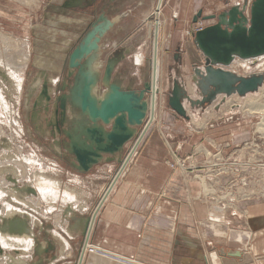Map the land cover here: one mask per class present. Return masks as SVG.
Instances as JSON below:
<instances>
[{
    "label": "rangeland",
    "instance_id": "374dc122",
    "mask_svg": "<svg viewBox=\"0 0 264 264\" xmlns=\"http://www.w3.org/2000/svg\"><path fill=\"white\" fill-rule=\"evenodd\" d=\"M148 1L151 0H26V2L24 0H0V31L11 35L16 42H25V45H22L23 48H30V58L22 71L21 82L18 81L20 84H17V81L13 80V77L0 66V80L4 83L2 91L6 100L8 99L13 119L17 120L16 126H10L13 121L7 119L4 122L0 119L7 130V133L0 138V174L8 180L7 183L4 182L6 185L0 183L5 192L0 197V235H2L0 236L2 247L0 264H63L65 257H71L73 253L74 257L83 254L82 249L85 247L83 244L88 240V235L85 236L86 226L93 219L92 214L95 209H98L97 204L100 205V195L120 167L125 165L123 162L126 159L127 146L124 145L119 161H102L93 165L88 171L80 172L70 165L68 161L70 154L62 145L67 137L62 132H57L58 126L60 129L65 127V123L60 124L62 114L70 117L68 109H62L60 101V97L63 96L66 108L70 107L67 93L70 84H72L73 75H70L66 68L68 53L78 39L91 28V25L99 20L101 15L109 17L112 27L110 26V29L100 40V65L104 66L107 57L113 56L114 52L118 50L120 51V46L130 45L132 51L116 63L115 69L124 71L126 78H134L138 85L140 77L146 76V79L150 81L151 90L152 33L154 21L159 18L162 21L158 36L161 68L164 58V43L171 41L168 52L173 64L172 69H175L176 62L173 61L171 52L174 51L177 43L181 44L183 54L179 64L182 68L177 65V71L184 76L187 84L186 89L189 88L190 91V83L187 78L185 79L187 73L183 66L186 65V60L188 63L201 65V55L190 43L191 32L198 25H206L214 21V18L201 17V14L209 13L208 11L219 12L223 5L220 0H217L215 4L204 3L200 7V15L195 21H190L189 16L186 17L189 22L184 20L183 13L186 12V7H183L182 15H178V17L172 15L171 21L170 18L165 21L166 16L163 13L168 0H162L161 4L158 3V0H154L151 6ZM234 1L242 2V0ZM159 5L161 9L155 13L154 10ZM168 7L170 6H166V10H169ZM133 52L142 53L145 58L143 57L141 62H136ZM238 70L242 74L245 72L241 66L238 67ZM43 76L48 77L51 82L47 86V94L43 92L41 85ZM60 79H62V85L58 87L54 81ZM263 95L259 99L260 102H264ZM184 101L186 100L184 99ZM223 102H219L218 107L212 108H208L207 105L190 108L187 102L188 108L192 110L191 118H184L169 106L164 105L165 110L168 109L172 114L166 111L169 116L165 113L162 116L161 109V116L156 122L157 130L161 134L164 125L172 123L176 126L173 128L175 134L166 133L167 140L162 134L168 148V157L164 161L170 173L159 195L170 197L176 203L184 202L189 205L200 201L208 206L207 218L212 220H215L217 215L222 220H225V216L234 217L232 214L234 211L244 214L243 218H245V214L248 213L243 206L240 207V202L245 201L246 198L253 199L264 196V128L262 124L258 127L261 113L257 111L249 113L246 110L242 113L239 105L236 109L234 107L237 106L233 105L230 108L225 106L221 109ZM228 110L230 111L228 112ZM208 113H212V115L209 116ZM221 115L228 117L223 123L219 120L224 118L220 117ZM204 117L209 118L207 124L201 126L200 121L206 120ZM146 119L147 116L143 122ZM208 124L209 126H207ZM143 125L142 123L138 126L136 135L130 141L138 136L139 129ZM245 125H247V129L243 128ZM233 127L234 129H232ZM183 129L184 131L188 129L194 134L193 138H189L192 142L187 147L188 149L180 148L179 151L177 144L180 140H184ZM190 133L186 138L191 136ZM231 134L234 135V138ZM177 135L180 138H177ZM145 137L142 139L143 141ZM141 144H139L140 148ZM17 146L21 147L23 153L33 152L34 156L38 155L42 160H46L47 165H35L38 158L30 161L29 176H26L23 181H19L18 173L14 171L15 165L8 162L9 160L12 162L19 153H22L16 148ZM139 146L129 156L126 166L118 174L112 188L126 173L125 170L128 166L135 163ZM39 162L41 163V160ZM103 162H109V168H101L100 164ZM40 170L58 181L57 189L60 194L61 192L64 194L65 188L73 191L75 196L72 197L75 200L62 202L59 197L50 201L51 208H43L47 207L44 202L40 203L41 205L35 204L30 196L37 195L38 190L30 177ZM201 189L199 199H193L194 191ZM218 200V205H225L224 210H219L220 212L209 207L213 202L217 203ZM236 201L242 211L235 208ZM6 202L12 204L11 212L4 213L3 205ZM58 208L62 210L58 223L60 226L54 221L53 216V211ZM11 217L21 218L31 235L28 232L19 233L15 231L16 229H10L5 221ZM84 218H87L88 224L85 226V235L81 232ZM240 221L241 219L233 218L232 226ZM91 236L89 245L103 248L109 253L125 258L136 259L144 264H151L138 257L123 255L107 249L99 242L92 241ZM85 238L87 239L85 240ZM28 239H32L29 244ZM41 242L45 243L40 245ZM248 248L249 245H246L244 250ZM89 256L90 254L86 256L87 258L85 257L83 263H96L92 259L88 261ZM109 263L123 264L121 259Z\"/></svg>",
    "mask_w": 264,
    "mask_h": 264
},
{
    "label": "crops",
    "instance_id": "0c3cea01",
    "mask_svg": "<svg viewBox=\"0 0 264 264\" xmlns=\"http://www.w3.org/2000/svg\"><path fill=\"white\" fill-rule=\"evenodd\" d=\"M153 1H148L149 6L153 4ZM216 1L168 0L166 6H170L168 7L169 10H166L165 6L163 13L166 16L165 21L169 18L171 21L172 15L175 17L182 15L183 7H186V12L183 13L185 16L184 20L189 22L186 18L189 16L190 21H193V17L201 10L200 7L204 3L215 4ZM229 1L231 2L229 3ZM220 2L223 5L222 9L238 3L234 0H220ZM208 12L201 14V17L218 13ZM158 29L157 38L160 26ZM190 43L195 51L199 52L192 42V37L190 38ZM170 44L171 41L164 43L162 68L160 60L158 62L159 80L160 82L162 80L163 95L161 97L165 106H168L165 103L167 102V94L172 87L173 79H178L187 88L184 76L177 71L178 66L182 68L181 64H179L182 61V45L177 43L174 51L171 52L172 59L176 62V65H174L175 69H172L173 64L170 61L171 58L168 52ZM120 50L124 53V56L132 51L130 45H122ZM139 54L141 55L139 56ZM135 56H142L141 61L143 60L142 53H135L134 59ZM195 65L198 64L188 63L186 60V65L183 66L187 73L185 79L187 78L190 84L192 83L191 76ZM113 75L121 78L124 84L132 83L135 88L141 87L143 82L146 81V76H142L138 80L140 82L138 85L135 83L136 80L134 78H126L124 71L121 72L118 68H114ZM197 96L199 95L197 94ZM185 104L187 105V103ZM216 104L217 102L206 105L212 108L216 107ZM164 105H162V116L164 113L169 116L166 111L170 114L172 113L168 109L165 110ZM231 111L233 110L231 109ZM208 115L210 116L212 113ZM220 117H224V115ZM208 118L205 121H201L203 125L207 124ZM226 118L228 117L220 118L219 120L223 123ZM175 127L172 123L162 127L163 130L161 129V131L166 140L168 139L166 138V133H174L173 128ZM246 127L247 125L243 128L247 129ZM232 131L234 132V130ZM188 132L192 133L188 129H185L183 134L180 133L184 140H180L177 144L179 151L180 148L188 149L187 147L191 145L192 141L189 138H193L194 133H190L191 136L186 138V136H189ZM146 134L144 141H140L142 144L139 143L141 148L139 144L137 145V147L139 146V153L134 160L135 163L129 165L125 170L126 173L114 185L112 190L110 188L109 191H111H108L100 198L101 202L96 212L100 210L95 217L91 240L99 242L107 249L123 255L138 257L151 264H264V196L254 197L253 199L246 198L245 201L242 200L240 202V207L242 208L243 206L248 213L247 215L245 214V218H243L244 214L234 211L232 212L234 217L225 216V220H222L218 215L215 220L207 218L208 206L200 203V201L189 205V203L184 202L176 203L170 197L160 196L159 192L162 190L170 173L164 161L168 157V148L162 134L157 130L156 123L148 129ZM231 136L234 138V135L231 134ZM177 138H180L179 135H177ZM128 143L129 145L127 142L125 143V146H127L126 156L132 141ZM129 154H132L131 151ZM128 160L123 167L126 166ZM109 164V162H103L100 167L107 169L110 166ZM105 172L107 174V171ZM118 174L116 173L117 177L119 176ZM209 207L214 208L216 212L224 210V207H217L212 204ZM240 207L238 206V201H236L235 208L240 209ZM233 218L241 219V221L232 226L231 221ZM44 243L41 242L40 245ZM246 245H249V248L244 250ZM74 255L73 253L71 257H65L63 264H76L80 256L76 255L74 257ZM91 264L96 263L93 262ZM105 264L111 263L105 261Z\"/></svg>",
    "mask_w": 264,
    "mask_h": 264
},
{
    "label": "water",
    "instance_id": "95a60500",
    "mask_svg": "<svg viewBox=\"0 0 264 264\" xmlns=\"http://www.w3.org/2000/svg\"><path fill=\"white\" fill-rule=\"evenodd\" d=\"M198 15L200 11L193 21ZM207 17L214 21L191 32L192 42L201 55V65L194 66L191 76L199 97L192 98L178 79H173L167 94L168 106L184 118H188L184 99L194 107L221 96L217 107L224 96H244L258 90L264 82V71L242 74L230 67L236 58L255 61L264 55V0H242ZM110 26L112 21L101 15L68 53L66 68L73 75L67 93L70 107L66 108L63 96L60 101L70 117L62 114L60 124L65 123V127L58 126L57 132L67 137L62 144L70 154L67 160L80 172L102 161H119L124 143L136 135L148 110L149 81L135 88L113 75L116 63L124 57L121 50L107 57L102 70L92 63L99 60L100 40ZM86 220H82V233ZM5 223L10 229L31 235L19 218H9Z\"/></svg>",
    "mask_w": 264,
    "mask_h": 264
},
{
    "label": "bare ground",
    "instance_id": "6f19581e",
    "mask_svg": "<svg viewBox=\"0 0 264 264\" xmlns=\"http://www.w3.org/2000/svg\"><path fill=\"white\" fill-rule=\"evenodd\" d=\"M24 1L26 2V0H24ZM161 1L162 0H160L159 3ZM160 9H161V7L159 5V6L156 7L154 12L158 13V10L160 11ZM160 24H162V21H160L159 18H156L155 21H154V26H153L154 32H153V39H152L151 61H150L151 62V64H150V66H151V90H150V92L147 95V99L149 98L148 99V110H147L148 113H146L147 114L146 115L147 119L145 120V122H143L144 125L140 128L138 136L136 138H134V140H132V144H131V146L129 148L130 150L128 151V154L126 156V159L123 162V165L130 158L129 157L130 156V154H129L130 151H131V153H133V151L136 149L137 145L140 143V141L143 139V137L147 133L148 129L151 128V126L154 123L157 122V119L161 116L160 111H161V109L163 107L162 105H164L163 102H162L163 101L162 97H161L163 95V93L160 92V90L162 89V84H161V82L159 80L160 76H159V69H158V65H159L158 62L160 60L159 59V49H160V47H158L159 41H158V38H157V29L160 26ZM24 43H21V41L20 42H16L15 39L11 35H9L7 33L5 34V33L0 31V66L2 67V69L7 74H9L11 77H13V80L17 81V84H20L21 79H22V71L24 70V68L27 65V62H28V60L30 58L29 57L30 56V48L29 47L28 48H23L22 45ZM140 55L141 54H139V56ZM141 58H142V56L141 57L135 56V60L136 61H141ZM152 59H153V64H152ZM92 63L95 65L96 69H98L99 67H100L99 69L103 68V66L100 65L101 64V60H96V61L94 60ZM240 66L243 67V69L245 71L244 74L245 73H250V72L264 71V55L259 56L255 61L251 60V59L236 58L230 64L231 69L235 70V71H238V72H239L238 67H240ZM54 79H55V77H54ZM145 80L149 81V79H145ZM18 81H20V82H18ZM149 83H150V81H149ZM2 84H4V83H2L1 80H0V116H2L0 119L2 121H4V122H6L7 119L10 120L11 122L13 121L12 122L13 124L9 122L10 126L11 125L12 126L13 125L16 126L17 120L16 119L14 120L13 117H12V111H11L10 105H9V103L7 101L8 99L6 100V98L4 96V93L2 91V89H3V85ZM17 86H19V85H17ZM193 87H194L193 84H190V91L189 90H187V91L190 93L192 98L199 97V96H197V92L194 91L195 89L192 90ZM99 89L100 88H98V90H97L98 93L101 92ZM263 93H264V82H263L262 85L259 86L258 90H256L255 92H253V91H252V93L248 92L243 97H241L240 95L237 96V97H233L232 95L224 96L223 99L220 100L219 102L224 101L223 105H224V107L227 106V108L228 107H232V105H233V106H237V107H234L236 109V108H238V105H239L240 112H242V113L245 112V110H246V112L248 111L249 113L253 112V111H257V112L261 113V118H260V120L258 122V127L262 124L263 128H264V102H260V100H259L261 98V95H263ZM220 97L221 96H217V99L213 100L210 103H205L203 106H205L206 104H212L214 102H217V100L220 99ZM185 103H187V101H184L183 104H184V107H185V110H186V113H187L188 117L191 118L192 110H190L188 108V105H186ZM205 112H206V110H205ZM208 114H210V113H208ZM204 119H206V118L204 117ZM201 123H202L201 125H203V122H201ZM238 128H240V127H238ZM260 132H262V131H260ZM6 133H7V130L4 128V126L0 122V138H1L2 135L4 136ZM128 141H130V139L127 140L126 142H128ZM125 143H124V145H125ZM127 144L129 145V143H127ZM16 148L21 151V147L20 146H17ZM0 154H1V150H0ZM37 158L39 160H41V163L38 160V162L35 163V165H37V164L38 165H44V166L47 165L46 164V160H42L41 158H39L38 155L34 156L33 152H30V153H23L22 152L21 154L19 153L18 157H16L12 162H10V160L8 162L12 163L13 165H15L16 169H14V171L18 173L19 181H23L24 178H26V176H29V173H28L29 162L37 160ZM122 168H124V167H120V169L118 170L117 174L121 173L120 171H122ZM116 177L117 176L115 174L113 179L110 181V183L106 187V189L104 188L105 190L102 191V194L100 195V198L102 196H104L109 191L110 188H112L113 182L116 179ZM30 178H32L31 179L32 182H35L34 184L36 186V189L38 190V194L34 195V196L31 195L30 198L33 200V202L35 204H40V203L44 202L47 207H43V208H51V202L50 201L53 200V199L59 198V197H61V199H62L61 201L62 202H67V201H69L71 199L75 200L74 197H72V196H75L74 192L68 190L67 188H65L64 194H62L63 192H61V194H60V191H58V189H57L58 181H56L55 178L49 177L45 172H43L41 170L38 171V172L33 173V177H30ZM74 179L76 180V178H74ZM4 182L7 183L8 180L4 179L1 176V174H0V183L1 184H5ZM5 187H7V186H5ZM2 189L3 188L0 186V197L3 194H5V192ZM201 191H202V189L200 191H194V197H192V198L193 199H199V197L201 196V193H200ZM192 192H193V189H192ZM218 202H219V200H218ZM218 202L217 203L213 202L214 204L212 203V205H215L217 207H224L225 206V205L224 206L218 205ZM80 204H82V203H80ZM58 205H56V206H58ZM98 205L99 204H97V206H96L97 208H98ZM3 207H4V209H3L4 213H8V212H11L13 210L11 203H7L6 202L3 205ZM80 207H82V206H80ZM59 210L60 209L58 208L57 210L53 211L54 221L57 224L60 221L59 218H61V211L62 210H60V211ZM96 211H97V209H95V211L92 214V216H93L92 218L93 219L90 221L89 225L87 224L88 226H86L87 227V231H86V235H85V233H84V235L85 236L88 235L87 236L88 240H86L87 238H85L86 243L83 244L85 246L84 249H82L83 254L80 255V258L78 259L76 264H81V263L83 264V261H84V259L87 258L86 256L88 254H90V256L88 257V261L90 259H92L93 261L95 260L96 264H105V261H108V262L113 261L114 262V261H117L118 259H121L123 264H144L142 262L137 261L136 259L125 258V257H123L121 255H118V254L115 255V254L109 253L108 251L104 250L103 248H98L96 246L89 245L88 242H89V238L91 236V232H92V229H93V226H94L95 217H96V214H97ZM74 226L76 227V225H74ZM79 227H81V226H79ZM0 236H2V235H0ZM4 236H6V235H4ZM19 239H20V237H19ZM2 240H4V239H2ZM29 241L32 242V239H28V244L30 243ZM2 245H3V243H2ZM89 247L92 249L91 251H90Z\"/></svg>",
    "mask_w": 264,
    "mask_h": 264
},
{
    "label": "flooded vegetation",
    "instance_id": "af4514ba",
    "mask_svg": "<svg viewBox=\"0 0 264 264\" xmlns=\"http://www.w3.org/2000/svg\"><path fill=\"white\" fill-rule=\"evenodd\" d=\"M52 80H53V78H52ZM43 81V82H42ZM50 81V79L48 78V77H46V76H43L42 78H41V85H42V87H43V92L45 93V94H47V86L49 85V84H51V82H49ZM54 83H57V86L58 87H60L61 85H62V79H60V80H58V81H54Z\"/></svg>",
    "mask_w": 264,
    "mask_h": 264
},
{
    "label": "built area",
    "instance_id": "2783aa9c",
    "mask_svg": "<svg viewBox=\"0 0 264 264\" xmlns=\"http://www.w3.org/2000/svg\"><path fill=\"white\" fill-rule=\"evenodd\" d=\"M204 25H198L197 27H196V29L195 30H198V29H200V28H202ZM194 30V31H195ZM89 249H90V251L92 250L90 247H89Z\"/></svg>",
    "mask_w": 264,
    "mask_h": 264
}]
</instances>
